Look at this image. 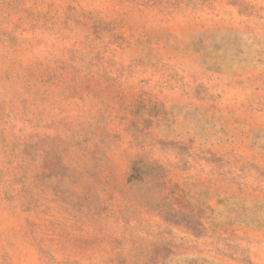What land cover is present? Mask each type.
Segmentation results:
<instances>
[{"label":"rangeland","instance_id":"1","mask_svg":"<svg viewBox=\"0 0 264 264\" xmlns=\"http://www.w3.org/2000/svg\"><path fill=\"white\" fill-rule=\"evenodd\" d=\"M0 264H264V0H0Z\"/></svg>","mask_w":264,"mask_h":264}]
</instances>
